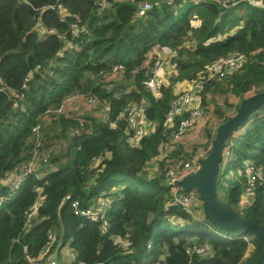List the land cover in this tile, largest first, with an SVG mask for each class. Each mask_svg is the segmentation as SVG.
I'll return each instance as SVG.
<instances>
[{"label": "trees", "instance_id": "1", "mask_svg": "<svg viewBox=\"0 0 264 264\" xmlns=\"http://www.w3.org/2000/svg\"><path fill=\"white\" fill-rule=\"evenodd\" d=\"M143 1L0 0V264L43 263L40 255L52 234V251L69 244L68 264H254L259 257V241L213 223L197 195L200 204L192 215L171 204L164 164L188 159L199 149L205 157L216 129L206 123L205 141L190 153L181 141L159 157L186 117L166 124L172 101L186 89L178 92L177 86L205 81V115L212 104L210 116L218 125L234 115L242 99L264 91V0H231L226 8L216 0L173 5L160 0L139 12ZM57 4L67 14L63 22L48 8ZM36 18L55 33L38 35ZM156 48L174 50L176 67L168 69L154 95L144 82ZM230 55L242 56L243 65L207 80L209 67ZM115 66H122L121 78L111 74ZM71 95L94 98L92 106L72 103L88 105L93 114L58 112ZM218 96L235 102L215 103ZM130 105L139 107L138 125L150 126L134 146L128 143L135 135L124 113ZM37 125L41 150L53 149L38 170L55 167L42 177L32 171L10 193L2 182L30 161ZM248 164L261 171L262 181L246 194ZM152 165L159 176L149 175ZM217 196L264 232V107L227 140ZM103 198L112 201L105 230L74 214V202L86 209ZM204 243L211 254H186L189 245Z\"/></svg>", "mask_w": 264, "mask_h": 264}, {"label": "built area", "instance_id": "2", "mask_svg": "<svg viewBox=\"0 0 264 264\" xmlns=\"http://www.w3.org/2000/svg\"><path fill=\"white\" fill-rule=\"evenodd\" d=\"M116 1H127V0H116ZM131 2L133 0H130ZM160 0H147L137 4V8L139 12H146L150 10L154 5H157ZM168 5H173L175 0H164ZM223 7L228 6V2L231 0H216ZM51 10H56L60 21L63 22L66 17V12L61 4H57L55 6L48 7ZM71 29L73 32L77 31L76 24L71 25ZM34 30L40 36H44L46 34H53L55 31L53 29H49L43 25L39 18H36L34 24ZM155 53L157 54V58L153 62V65L150 69V74L144 82L145 89L154 95L157 94L159 88L165 84L166 75L169 68L176 67V63L172 59L176 56V52L168 51L165 55L157 48L155 49ZM174 60V59H173ZM244 63V58L239 55H230L224 59H221L214 64H212L208 69V78L207 80H211L212 78H223L231 73L237 71ZM122 66H115L111 74L117 78L122 77ZM205 81L198 80L194 83L190 84L182 93L177 95V97L172 101L170 106V111L166 118V124L171 125L174 122L175 118H179L182 115H186L185 118L180 119L177 130L171 136L168 142L164 143L161 146V152L159 160L162 159V156H165L168 151H170L171 143H177L183 141L187 133L192 130L196 124H198L205 117V107L203 105L202 98V90L204 87ZM2 90L1 82H0V92ZM85 101L88 105L92 106L96 103L94 98L85 99L82 95H71L67 97L60 107L58 112H63L64 108L72 103ZM109 108L108 106L104 107L103 117H106L108 114ZM127 119L128 129L134 132V136L128 139V143L130 146L135 145V138L141 137L147 129V124L138 125V115H139V107L137 105H130L126 107L124 111ZM33 138L36 144V147L33 151L32 157L29 162H27L22 168L13 170L6 174L3 185L7 186L10 193L16 192L22 182L23 178L27 176L32 171H37L38 167L45 164L49 156L52 154L53 149L49 148L48 150H41V135H40V126L37 125L32 129ZM75 133L77 131L75 130ZM103 157L107 156L105 152ZM204 158L203 154H192L188 159H181L173 164L170 162H166L162 168L163 178L167 186L171 188L172 193V201L171 204L179 207L186 214H193L194 208L196 207V193L188 192L185 193L181 187L175 186V183L184 178L187 175L192 173H196L199 169V159ZM101 160V157L94 159V163L97 164ZM39 171V170H38ZM38 173V172H37ZM245 179H246V194H248L253 186L262 181V173L258 169H254L252 165L248 164L244 168ZM3 198H0V208L2 205ZM112 201L110 199H99L94 204L86 209L80 208L78 202H74L72 204V209L75 215L82 216L87 218L93 222H99L101 224L102 230H105L107 227L106 220V211L110 207ZM199 205V201H198ZM36 209V208H35ZM49 244L43 249L40 260H43L41 263L39 260H31L29 264H58V255L55 259L52 258L54 251H52V245L56 239L55 234H52L48 237ZM246 241V238H242ZM208 250V246L206 243L204 244H194L193 246H188L185 250L186 254L191 256L192 254L204 255Z\"/></svg>", "mask_w": 264, "mask_h": 264}, {"label": "water", "instance_id": "3", "mask_svg": "<svg viewBox=\"0 0 264 264\" xmlns=\"http://www.w3.org/2000/svg\"><path fill=\"white\" fill-rule=\"evenodd\" d=\"M264 107V91L242 99L234 115L220 123L215 130L214 139L209 153L199 159V169L196 173L185 176L175 183L185 193L195 192L200 198L209 219L229 231L250 233L261 244V252L254 264H264V232L245 217L239 216L217 196V182L222 161V152L229 137L242 127L248 117ZM62 245L57 244L52 258L55 259Z\"/></svg>", "mask_w": 264, "mask_h": 264}, {"label": "rangeland", "instance_id": "4", "mask_svg": "<svg viewBox=\"0 0 264 264\" xmlns=\"http://www.w3.org/2000/svg\"><path fill=\"white\" fill-rule=\"evenodd\" d=\"M168 74V73H167ZM185 88L184 87H179V89H178V92H181V91H183ZM223 99H226L229 103H233V102H235L234 100H233V98H231L230 96H226L225 98L224 97H217V98H215L214 99V101H215V103H218V104H220V102L223 100ZM212 104H210L209 106H208V112L206 113V115H205V124H201L200 126H199V124H196V126L192 129L193 130V132L195 133V128H197V132L195 133V135L193 136L194 137V140L195 141H192V142H190V141H188V140H185L186 138H184L183 139V141L187 144V143H190V144H188V146H187V150H188V153H190V150H191V152H192V147L194 146V145H198L199 143H202V138H201V136L203 135V132H204V127H205V125H206V123H210V126L212 125L213 126V128H215L216 129V127L218 126V124H217V121L214 119V118H212L210 115H211V112H212ZM64 110H65V113H68V115H70V114H72V116H79V115H86V114H93V111L91 110V108L88 106V105H85V104H82V103H76V104H70V105H68V106H66L65 108H64ZM212 118V119H211ZM204 125V126H203ZM192 130H191V132L189 133V134H193V132H192ZM188 134V135H189ZM187 135V136H188ZM204 138V137H203ZM58 148V147H57ZM196 152V154H202L203 153V150L202 149H199L198 151L196 150L195 151ZM193 154H195V153H193ZM41 167V166H40ZM40 167H38V169L40 168ZM54 167L55 166H44L42 169H40L39 171H37L38 173H39V175L42 177V176H44V175H46L47 173H49V172H51L53 169H54ZM148 173H150L149 175L150 176H152V177H154V176H159V173H158V171H157V169L155 168V166L154 165H152L151 166V168H150V171L148 172ZM198 199H197V201H196V207L194 208V211L196 212L197 211V209H198V207H199V205H198ZM202 203V202H201ZM200 204V203H199ZM191 241H195L194 239H192ZM209 253H210V249L207 251V254L209 255ZM211 254V253H210ZM70 261H71V250H70V248H69V244H66V245H64L63 246V248L60 250V252H59V255H58V263L59 264H68V263H70Z\"/></svg>", "mask_w": 264, "mask_h": 264}, {"label": "crops", "instance_id": "5", "mask_svg": "<svg viewBox=\"0 0 264 264\" xmlns=\"http://www.w3.org/2000/svg\"><path fill=\"white\" fill-rule=\"evenodd\" d=\"M163 54H167L168 52L167 51H161ZM179 87H184V88H187V87H189V85L187 86V84H183V85H179V86H177V90L179 89ZM205 117H204V119L203 120H201L198 124H199V126L203 123V124H205ZM204 126V125H203ZM150 126L149 125H147V129L149 128ZM211 127H213L212 125H211ZM193 132V131H192ZM197 132V128H195V133ZM195 133L193 132V134H189L187 137H186V139L185 140H188V141H190V142H192V141H195L194 140V135H195ZM201 138H202V143L205 141V139L203 138V136H201ZM188 144H190V143H187V144H184L185 145V148H187V146H188ZM203 153H204V150H203ZM202 153V154H203ZM71 258H72V255H71ZM57 263H58V260H57ZM59 264V263H58Z\"/></svg>", "mask_w": 264, "mask_h": 264}]
</instances>
